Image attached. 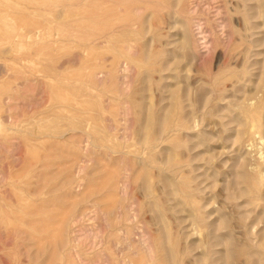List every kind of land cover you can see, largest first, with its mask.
<instances>
[{
    "label": "rangeland",
    "instance_id": "1",
    "mask_svg": "<svg viewBox=\"0 0 264 264\" xmlns=\"http://www.w3.org/2000/svg\"><path fill=\"white\" fill-rule=\"evenodd\" d=\"M0 264H264V0H0Z\"/></svg>",
    "mask_w": 264,
    "mask_h": 264
},
{
    "label": "bare ground",
    "instance_id": "2",
    "mask_svg": "<svg viewBox=\"0 0 264 264\" xmlns=\"http://www.w3.org/2000/svg\"><path fill=\"white\" fill-rule=\"evenodd\" d=\"M212 1V0H211ZM213 5V4H212ZM215 13V12H214ZM214 13H213V15H214ZM199 24V23H198ZM202 27V26H201ZM216 29V28H215ZM222 31V30H221ZM203 36V35H202ZM99 78V77H98ZM9 100V99H8ZM6 118H7V116H6ZM17 215V214H16ZM15 218V217H14ZM144 235V234H143Z\"/></svg>",
    "mask_w": 264,
    "mask_h": 264
}]
</instances>
